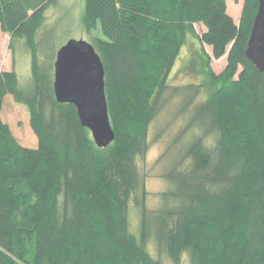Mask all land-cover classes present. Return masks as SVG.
<instances>
[{
	"label": "trees",
	"instance_id": "obj_1",
	"mask_svg": "<svg viewBox=\"0 0 264 264\" xmlns=\"http://www.w3.org/2000/svg\"><path fill=\"white\" fill-rule=\"evenodd\" d=\"M57 1L0 0L10 49L21 42L31 56L27 86L0 72V264H264V73L246 57L258 0H244L239 24L226 0H84L85 31L105 37L93 46L116 135L106 149L73 105L57 102L53 56L40 55L38 33ZM196 25L207 30L201 38ZM190 38L227 56V67L172 88ZM170 89L185 120L166 160L170 189L150 219L140 161ZM8 97L27 109L36 147L3 120Z\"/></svg>",
	"mask_w": 264,
	"mask_h": 264
},
{
	"label": "rangeland",
	"instance_id": "obj_2",
	"mask_svg": "<svg viewBox=\"0 0 264 264\" xmlns=\"http://www.w3.org/2000/svg\"><path fill=\"white\" fill-rule=\"evenodd\" d=\"M228 14L239 24L244 0H226ZM85 1L84 0H58L48 7L45 12V21L41 27L37 41L47 51L40 53L42 60L53 56V66L56 62L57 52L70 40L84 41L94 45L95 39H103L100 29L88 34L83 25ZM195 30L201 38L206 29L202 25H196ZM12 36L3 33L0 27V72L15 71L21 85L27 86L31 80V56L23 46L16 44V53L10 49ZM206 54L210 59L203 63ZM204 55V56H203ZM50 57V58H51ZM227 67V56L220 60L213 57L211 47L201 44L199 39L190 38L187 45L178 56L174 68L170 74L169 85L172 88H185L186 86L200 85L206 81L207 68L216 76L221 75ZM54 75V74H53ZM54 81V76H53ZM170 90L163 96V101L153 121L149 134V149L140 161L141 173L144 177L146 197L144 208L149 213L150 219L155 217L161 207V196L169 191L170 185L163 178L166 169V160L172 156L173 141L184 124L185 117L181 110V97L176 96ZM202 92L197 101L206 98ZM3 120L11 127L17 140L26 147H36L37 141L31 130L29 115L26 108L14 103L11 97L5 101ZM131 226L139 230L141 226L140 210L134 206L131 211ZM152 249V248H151Z\"/></svg>",
	"mask_w": 264,
	"mask_h": 264
},
{
	"label": "water",
	"instance_id": "obj_3",
	"mask_svg": "<svg viewBox=\"0 0 264 264\" xmlns=\"http://www.w3.org/2000/svg\"><path fill=\"white\" fill-rule=\"evenodd\" d=\"M259 8L246 50V57L264 73V0ZM54 94L59 104L76 108L81 126L92 135L95 145L108 148L116 139L106 98L105 68L95 47L70 40L56 55Z\"/></svg>",
	"mask_w": 264,
	"mask_h": 264
}]
</instances>
